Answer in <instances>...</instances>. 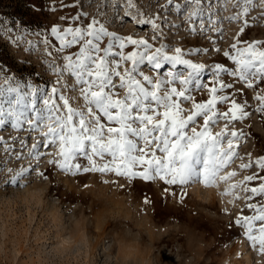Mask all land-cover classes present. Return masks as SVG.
<instances>
[{"label": "snow or ice", "instance_id": "1", "mask_svg": "<svg viewBox=\"0 0 264 264\" xmlns=\"http://www.w3.org/2000/svg\"><path fill=\"white\" fill-rule=\"evenodd\" d=\"M92 2L49 0L48 11L65 12L59 20L67 26L31 32L38 39L28 41L29 50L43 47L42 64L55 77L47 89L0 64V130L28 132L26 138L0 136V152L18 165L24 159L35 161L15 174L8 168L9 175L0 178L4 187H27L33 173L43 181L54 174L114 175L113 183L123 180L133 189L138 183L160 181L166 193L169 187L182 189L199 182L214 187L218 181L235 178L237 172L227 168L242 159L238 149L252 138L251 125L247 134L243 127L213 134L209 126L225 119L226 127L234 128L247 124L256 113L264 117V91H260L264 86V51L260 50L264 41L243 39L264 19V0H235L239 11L228 17L220 15L228 0H165L164 4L156 0L157 10L151 14L143 10L153 7L151 2L145 6L142 0H102L96 15H90L83 9ZM257 8L260 14L251 17ZM109 9L111 18H99L107 17ZM33 10L43 9L33 4ZM177 13H181L180 24L171 19ZM125 19L147 26L150 37L134 38L111 30ZM225 23L242 27L230 49L222 51L218 44ZM181 29L186 36L179 43L194 37L205 39L207 46L173 47L171 38ZM6 31L11 37L13 28ZM17 31L21 34L11 38L19 44L30 30ZM212 54L211 61L195 59ZM177 66H183L182 70ZM205 73L215 86L203 82ZM201 91L211 98L196 102L193 93ZM249 93L255 95L249 98ZM229 102L228 110L218 111ZM186 104L189 106L184 107ZM52 148L54 152L45 151ZM247 156L250 159L251 153ZM45 161V169L38 170ZM4 167L0 163V172ZM239 167L258 168L244 178L245 183L262 181L258 187L244 189L246 198L264 197V154ZM237 187L233 184L222 194L231 195ZM171 195L184 202L185 194L172 191ZM143 202L150 203L147 197ZM246 206L256 214L240 215L228 226L242 229L237 234L251 250L264 256V206Z\"/></svg>", "mask_w": 264, "mask_h": 264}, {"label": "rangeland", "instance_id": "2", "mask_svg": "<svg viewBox=\"0 0 264 264\" xmlns=\"http://www.w3.org/2000/svg\"><path fill=\"white\" fill-rule=\"evenodd\" d=\"M65 2L70 3L71 0ZM149 2L153 7H144L143 10L151 14L157 10L154 6L156 0H142L145 6ZM159 2L164 4L165 0ZM179 2L183 3V0ZM48 3L49 0H0V21L3 22L0 23V64L11 66L17 75L31 77L35 83L44 84L46 89L55 77L42 64L43 47L31 51L28 41L38 39L31 34L33 31L50 30L53 25L67 26L59 20L65 12H49ZM101 3L102 0H93L91 6L83 10L96 15L97 6ZM33 4L43 10L34 11ZM224 7L225 10L220 13L224 17L239 11L235 0H228ZM259 14L257 8L251 12V17ZM112 15L109 9L107 17L99 18L109 19ZM119 15L123 17L124 13ZM180 16L181 13H177L171 19L180 24ZM8 27L13 28L11 37L21 34L17 29L30 31L17 44L6 31ZM241 27L240 23L223 25L224 35L218 44L222 51L230 49ZM111 30L123 36L133 35L134 38L150 37L147 26L127 19L123 24L118 20ZM185 36L183 29L173 36V47L187 49L196 43L207 46L205 39L198 41L194 37H188L186 43H179ZM243 39L264 41V19L257 27L249 29ZM127 50H131V46ZM260 50L264 51V48ZM213 56L201 55L195 59L205 62L211 61ZM182 68L177 66L178 70ZM225 81L230 82V78H225ZM203 82L208 87L215 86L209 73H205ZM0 83L3 81L0 80ZM260 91H264V86ZM193 95L196 102H206L211 98L207 91ZM252 95L255 93H249V98ZM252 103L255 104V101ZM228 107L230 102L219 106L218 111L224 112ZM249 125L252 138L238 149L242 159H236L227 168L228 172L236 171L237 175L227 182L218 181L214 187H205L199 182L182 189L169 187L166 193L160 181L138 183L133 189L123 180L113 183L116 181L114 175L69 177L54 174L48 181H43L33 173L31 182H26L27 187L5 188L0 179V264H264V256L251 250L246 239L237 234L242 229L228 226L240 215L256 214L255 210L247 208V203L264 206V197L248 200L244 191L245 188L258 187L262 182H244V178L257 172L258 168L248 171L239 167L241 163L254 162L264 154V117L256 113L247 124H236L234 128L226 127L225 119H221L209 127L213 134L241 127L247 134ZM16 135L26 138L28 132L0 130V136ZM32 136L36 137L37 133L33 132ZM32 143L35 139L29 141V150ZM45 151L54 152L55 149ZM248 153H251L250 159ZM0 163L5 166L0 172L2 178L9 175L8 168L13 169L15 174L20 167L35 161L24 159L18 165L14 159L9 162L0 152ZM45 164L46 161L42 162L38 170H44ZM233 184L239 187L231 195H223V190ZM172 191L185 194L184 202L171 195ZM237 195L240 197L238 200L235 199ZM145 197L150 203L143 202Z\"/></svg>", "mask_w": 264, "mask_h": 264}]
</instances>
